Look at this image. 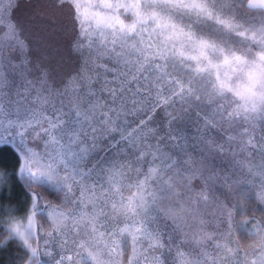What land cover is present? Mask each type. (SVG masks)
I'll list each match as a JSON object with an SVG mask.
<instances>
[{
  "label": "snow or ice",
  "instance_id": "6c2138e0",
  "mask_svg": "<svg viewBox=\"0 0 264 264\" xmlns=\"http://www.w3.org/2000/svg\"><path fill=\"white\" fill-rule=\"evenodd\" d=\"M9 246L264 264V0H0Z\"/></svg>",
  "mask_w": 264,
  "mask_h": 264
},
{
  "label": "trees",
  "instance_id": "16d2710c",
  "mask_svg": "<svg viewBox=\"0 0 264 264\" xmlns=\"http://www.w3.org/2000/svg\"><path fill=\"white\" fill-rule=\"evenodd\" d=\"M17 191H20L22 194L20 196V199L22 200L23 197V190L17 189ZM39 191V189H38ZM7 203V202H6ZM13 204H16V200L14 199L12 201ZM15 248L14 246H9L8 249H5L3 251H0V264H13V261L15 260Z\"/></svg>",
  "mask_w": 264,
  "mask_h": 264
}]
</instances>
